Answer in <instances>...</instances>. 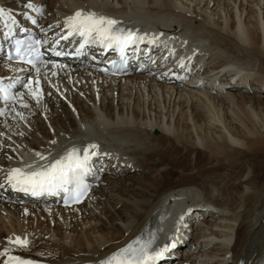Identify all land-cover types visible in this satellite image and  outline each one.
Returning a JSON list of instances; mask_svg holds the SVG:
<instances>
[{"label": "bare ground", "instance_id": "6f19581e", "mask_svg": "<svg viewBox=\"0 0 264 264\" xmlns=\"http://www.w3.org/2000/svg\"><path fill=\"white\" fill-rule=\"evenodd\" d=\"M45 1L48 18L43 25L55 28V35L63 29L64 19L77 10L102 13L122 21L127 29L200 50L205 63L195 71L209 73L208 82L177 88L176 78L159 80L155 77L159 74L147 67L118 81L77 70L58 72L55 77L53 71L44 70L43 99L37 103L25 94L29 107L11 104L9 116L2 120L14 141L0 144V156L16 160L1 158L6 166L3 180L9 169L26 167L17 165V156L30 155L28 164L35 166L45 163L36 152L50 159L69 147L89 143L103 146L109 158L117 152L118 162L126 160L124 175L129 177L108 174L101 179L104 186L97 184L94 189L107 198L105 204L111 199L121 202L119 210L113 202L109 203L112 210L106 205L99 209L101 201L95 207H86L88 202L71 209L1 205L14 217L0 216V251L7 247L9 255L52 264H99L138 235L147 238L154 232L153 247L165 234L180 239L179 243L190 235L195 249L190 257L181 258L184 264H192L187 261L191 257H202L199 264H264V123H260L264 110L253 108H264V96H258L264 94V85L260 83L263 86L254 87V95L247 96L246 88L220 89L212 83L220 66L229 68L222 75L264 82V0H30L43 5ZM26 2L1 0L20 21L26 20L21 9ZM1 69L7 66L1 63ZM26 80H17L19 92L25 91ZM234 90L238 92H230ZM12 109L23 112L25 119L15 117ZM240 149H246V159L254 156L256 161L241 158L236 153ZM3 189L7 198L23 199L9 186ZM206 204L216 208L208 209L216 218L198 217L195 225L192 216L204 214ZM100 213L119 223L110 226ZM29 214L50 218V228L20 222V215ZM171 221L176 222L169 232L165 226ZM44 235L47 243L38 240ZM16 236L27 237L28 246L8 244V238ZM214 238L221 242L213 243ZM36 244L43 249L32 251ZM6 259L0 256V264Z\"/></svg>", "mask_w": 264, "mask_h": 264}, {"label": "snow or ice", "instance_id": "6c2138e0", "mask_svg": "<svg viewBox=\"0 0 264 264\" xmlns=\"http://www.w3.org/2000/svg\"><path fill=\"white\" fill-rule=\"evenodd\" d=\"M28 6L31 7V4ZM37 11L40 10L37 9ZM0 22H6L5 27L8 28V31L4 33L5 38H12L14 36L13 29L17 23L14 16L0 9ZM32 23L35 24L36 21L33 20ZM63 23V29L51 41L47 37L43 40L31 37L15 40V57L31 66L35 70L36 76L27 79L23 83L24 92L12 93L10 88L14 87V85H5L0 81V95L4 99H10L24 109L29 107V104L24 99L25 94L37 103L43 99L41 67L47 68L49 64L44 59L45 53L41 51V48L45 45L49 46L47 51L58 57L67 55L76 57L87 56L88 52L86 49L90 47H99L103 53L115 52L119 58V63L116 60H112L109 61V64L115 69L112 74L116 75L125 70V66L129 61V51L139 53L141 44L154 45L159 39L158 37L147 38L146 34L142 35L138 30L123 27L122 21L91 10H77L72 15L67 16ZM51 27L49 26L48 30ZM20 31H24V29L21 28ZM40 31L46 33L47 30L41 28ZM74 40L78 46L71 53L60 48L62 41L66 42L64 45L66 48ZM9 59H12V57H9ZM178 66L180 68L185 67L183 62H180ZM51 67L55 69L58 65L52 63ZM59 67L62 68L63 65H59ZM100 71L107 74L109 69L103 68ZM51 75L56 76L57 73L53 71ZM44 78H46V75ZM12 111L15 113V117L20 120L25 119L23 112L15 109H12ZM3 115L4 113L0 112V116ZM20 134L23 135V133ZM3 135V133H0V136ZM50 143L55 144L56 141L52 140ZM100 147L97 143L73 146L51 160L49 156L36 152L35 155L38 160L45 161V163L39 164V166L28 164L26 167L9 169L3 183H0V188L7 185L17 192L31 194L32 196L63 192L66 194L64 201L66 205L79 204L88 195L89 185L85 183V177L92 173L97 161L107 155V153L100 151ZM155 239L154 232H150L147 238L137 236L101 260L99 264H157V261L163 258L169 247H174L175 245H165L153 250ZM8 244L26 248L29 241L27 237L16 236L8 238ZM0 256L7 257L4 264H33L30 260L9 255V248L7 247L0 251Z\"/></svg>", "mask_w": 264, "mask_h": 264}, {"label": "rangeland", "instance_id": "374dc122", "mask_svg": "<svg viewBox=\"0 0 264 264\" xmlns=\"http://www.w3.org/2000/svg\"><path fill=\"white\" fill-rule=\"evenodd\" d=\"M253 4H255V3H253ZM251 7H253V6H251ZM254 7H256V6H254ZM253 9V8H252ZM260 9H261V12L263 11V5L261 4L260 5ZM61 91H63V88H62V90ZM245 95H247V96H253L254 94H248V93H246ZM258 96H264V94H260V95H258ZM52 97H54L53 95H52ZM255 110L254 111H256V112H259V111H263L264 110V108L263 107H261V106H254L253 107ZM44 116V115H43ZM260 123H264V117H262V119H260ZM264 130V129H263ZM242 150V151H241ZM199 151V150H198ZM200 152V151H199ZM237 154H239V156L241 157V158H243V159H246V149H240V151H237L236 152ZM262 154H263V157H264V152H262ZM203 155V154H202ZM242 155V156H241ZM193 157L195 158V157H198V154L196 153V155L194 154L193 155ZM248 158H252V160H255L256 161V158L253 156V157H248ZM248 158L246 159V160H248ZM156 162L158 163L159 161H160V159L159 158H156ZM264 160V159H263ZM248 172H250V171H248ZM249 174L247 173V175H246V177L248 176ZM103 191V190H102ZM119 196H121L122 198H126V195L125 194H123V193H119ZM94 202L92 203V204H96V205H94L93 207H95V206H97V205H99V202L98 201H102L103 200V198H99V197H96V198H94ZM98 200V201H97ZM112 201H106L107 203L105 204V202H101V203H104L103 205H99V209H101L102 208V206H104V205H106V206H108V208L110 209V210H112V208H114V207H112L109 203L110 202H113V199H111ZM113 204H114V206H115V208L117 209V210H119L120 208H121V202L119 203V204H116V203H114L113 202ZM90 206H92V205H90ZM0 210H2V206H0ZM3 210H5L4 208H3ZM104 210V209H103ZM114 210V209H113ZM6 211V210H5ZM9 212V211H8ZM76 212L77 211H74V214H76ZM80 212L81 211H79V214H80ZM97 212L99 213V210H97ZM65 213H67V211L65 210ZM1 214V213H0ZM6 212H4V215L3 216H1L2 217V219L3 220H6ZM99 216H100V218H101V220H103V221H106V222H108V224H110V226H114V227H116L117 226V224L119 223V221L118 220H115L113 223H111V222H109L108 221V218H106L105 216H104V214L103 213H100L99 214ZM8 217V216H7ZM37 218V219H36ZM8 219V218H7ZM45 219V220H44ZM9 220V219H8ZM19 220H20V222L22 221V220H25V222H30V223H32L33 225H35V224H37L38 226H41V225H44V226H46L47 228L49 227L50 228V226H49V220H50V218L49 219H46V218H44L43 216H41V217H37V216H33L32 217V215L30 216V219L29 218H27V217H25V216H23V215H20V217H19ZM35 221V222H34ZM47 221L49 222V223H47ZM44 222V223H43ZM52 222V221H51ZM7 223H8V227H6V229H10V227H9V221H7ZM69 226L70 225H67V230H68V228H69ZM109 226V225H108ZM54 226H53V224L51 223V228H53ZM86 226L84 225V226H82V228L84 229ZM79 228V227H78ZM33 230V228H30V229H28V230ZM51 234V233H50ZM93 234V233H92ZM45 236V235H44ZM38 237V240L39 241H44V242H48V238L45 236V237ZM35 238H33V240H34ZM46 239H47V241H46ZM44 242H42V243H44ZM39 248L38 250H42L43 248H40V245H34L32 248ZM32 248H31V250H32ZM27 250V249H26ZM33 251V250H32ZM35 252L37 251V250H34ZM43 251H45V250H43ZM58 253V252H57ZM189 260H190V258H189ZM188 260V261H189Z\"/></svg>", "mask_w": 264, "mask_h": 264}]
</instances>
